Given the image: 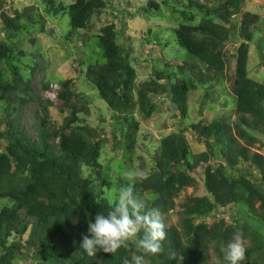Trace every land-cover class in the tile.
Returning <instances> with one entry per match:
<instances>
[{
	"label": "trees",
	"instance_id": "1",
	"mask_svg": "<svg viewBox=\"0 0 264 264\" xmlns=\"http://www.w3.org/2000/svg\"><path fill=\"white\" fill-rule=\"evenodd\" d=\"M243 3L214 0L211 7L201 0L178 3L188 23L174 30L176 42L204 69L169 63L138 84L137 70L118 43L116 27L108 24L95 36L101 58L82 71L108 109L123 120L122 140L115 137L114 146H123L127 153L137 148L140 124L134 118L136 111L148 120L156 112L155 100L167 96L181 119L188 118L190 91L198 84L213 86L212 82L220 83L227 76L237 120L233 124L225 117L208 124L200 121L162 137L153 156L154 167L133 185L134 194L148 209L158 208L164 217L179 209L182 216L181 229L165 222L163 251L147 256V264H210L213 257L224 264L221 249L237 229L243 232L244 242H250L242 264H264V155L252 151L259 143L255 134L264 136V82L249 77L250 47L263 17L243 10ZM40 5L47 15L69 16L67 38H71L77 31L89 30L94 16L101 15L107 4L106 0H74L67 6L60 0H42ZM5 6L0 0V103L4 105L0 116V200L8 199L11 205L0 210V264H14L18 257L27 259L26 252H32L36 264H123L125 257L131 260L133 254H139L134 244L115 254L98 251L96 256H88L80 247L88 234V222H95L100 212L107 215L116 203L105 195L103 184L83 176V167L101 169L104 147V142L97 140L101 132L82 117L88 112L83 107L86 99L76 92L73 78L61 81L58 99L61 111L69 110V116L61 125L50 123L51 103L41 99L34 88L35 75L43 70L41 63L29 67L28 77L15 64L26 53L14 40L27 25H36L31 13L37 6L12 14ZM158 8V2L151 0L142 10L149 15ZM186 9L198 11L200 21L198 14ZM45 23L41 18L43 32ZM230 43L238 45L235 53L227 49ZM259 49L264 60L261 41ZM39 56L32 54L34 59ZM4 66L12 72V79L5 77ZM48 88L42 83L43 90ZM31 103L41 110L35 113L33 125L38 131L36 141L23 127L22 112ZM187 132L206 149L191 159ZM211 160L219 163L213 166ZM202 167L203 180L199 181L196 173ZM101 176L98 172V179ZM119 182L128 185L121 178ZM188 189L193 193L177 202ZM146 193L153 197H144ZM227 210L234 211L232 218ZM170 253L174 259L169 258Z\"/></svg>",
	"mask_w": 264,
	"mask_h": 264
},
{
	"label": "rangeland",
	"instance_id": "2",
	"mask_svg": "<svg viewBox=\"0 0 264 264\" xmlns=\"http://www.w3.org/2000/svg\"><path fill=\"white\" fill-rule=\"evenodd\" d=\"M4 1L6 3L5 11L9 14H12L14 10L23 12L28 8L37 6V11L31 13L34 16L36 25H27L14 40L18 41L20 49L26 53V56L15 64L28 77L29 67L37 61L41 63L43 70L35 75L34 88L41 99L50 101L49 121L54 125H61L63 119L69 116V110L61 111L62 103L58 99L60 82L73 78L76 92L82 94L86 99L83 107L85 106L88 112L82 117L93 128H97L101 132L97 136V140L104 142L100 159L101 169L83 167V176L90 178L97 184H103L105 195L111 199L112 203L116 202L115 197L121 187L119 179L125 180L126 184L131 183L124 178L123 173L125 171L138 167L146 174L152 170L154 167L153 156L158 150L162 137L190 128L192 124L200 121L208 124L225 117L233 124L237 120L234 114V97L230 91L227 76L224 75L220 79V83L215 84V82H212L214 87L198 84L196 89L190 91L188 118L181 119L179 113L172 109L167 96L155 100L156 112L148 120L136 111L134 118L140 124L136 150L127 153L123 150V146H114L115 137L119 142L122 140L121 129L125 130L124 122L108 109L100 99L96 87L87 82L82 72L86 70L88 64L101 58V49L95 42V36L102 27L108 24L115 25L118 32V43L129 54L130 63L137 70L138 84L150 80L153 77L154 69H162L169 63H188L202 68L197 59L182 49L175 39L174 30L176 27L179 24L188 23L185 16L180 13L182 8L178 3H182V0H156L159 8L152 9L149 15L142 9L147 8L151 0H106V9L101 15L94 16L89 30L77 31L71 38H67V34L71 31L69 16H64L62 13L57 16L47 15L42 5H40L42 0ZM73 1L60 0L67 6L72 4ZM201 3L211 7L214 0H201ZM243 10L263 17L249 52V77L256 82L263 83L264 60H262L259 44L260 41L264 43V0H244ZM187 11L198 14V22L202 18L198 11L189 9ZM41 18L46 20L44 32L42 31ZM1 28L0 19V32ZM1 35L3 36V34ZM237 47L238 45L230 43L227 49L231 53H235ZM32 54H39L40 56L34 59ZM76 68H78L77 71ZM3 70L5 77L12 79V72L8 67L4 66ZM193 74H195L193 78L197 80L196 73ZM42 83L49 85V88L43 90ZM3 108L4 105L0 103V116H2ZM40 111L36 104L31 103L22 112L23 127L26 134L34 141L37 140L36 133L38 132L37 129L33 128L37 121L35 113ZM118 122L121 123V127ZM185 136L191 152L190 159L194 155L206 151L205 147L197 142V138L193 133L187 132ZM255 136L259 143L252 151L264 155V136L260 134H255ZM210 163L217 166L219 162L211 160ZM203 169L204 167L196 173L199 181L203 180ZM98 172L102 175L101 179H98ZM226 172L227 174L231 173L229 170ZM202 191L201 188L200 192ZM192 193L193 189L186 190L177 202L182 201L186 195ZM144 197L151 198L153 196L146 193ZM6 205H11V201L8 199L0 200V210ZM179 212V209H176L164 217L168 226L174 225L181 229L182 216ZM222 212L224 211L221 210L219 217H222ZM227 212L232 218L234 211L227 210ZM208 222H212V219L209 218ZM249 243V241L244 242L245 246ZM26 253L29 255L27 259L18 257L15 259L14 264H36V261L32 258V252ZM22 254H25V252L23 251ZM210 264L219 263L213 257Z\"/></svg>",
	"mask_w": 264,
	"mask_h": 264
},
{
	"label": "clouds",
	"instance_id": "3",
	"mask_svg": "<svg viewBox=\"0 0 264 264\" xmlns=\"http://www.w3.org/2000/svg\"><path fill=\"white\" fill-rule=\"evenodd\" d=\"M123 175L131 183L119 188L115 206L107 215L100 212L95 222H88V234L80 247L88 256H96L98 251L115 254L121 247L134 244L139 254H133L131 260L125 257L123 264H147V256L163 251L167 225L158 208L148 209L145 201L134 194L133 185L145 178V172L134 167ZM221 251L224 264H242L246 257L243 232L237 229ZM169 258L174 259V254L170 253Z\"/></svg>",
	"mask_w": 264,
	"mask_h": 264
}]
</instances>
